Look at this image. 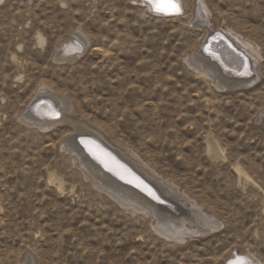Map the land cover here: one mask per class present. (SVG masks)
Listing matches in <instances>:
<instances>
[{
    "label": "rangeland",
    "instance_id": "rangeland-1",
    "mask_svg": "<svg viewBox=\"0 0 264 264\" xmlns=\"http://www.w3.org/2000/svg\"><path fill=\"white\" fill-rule=\"evenodd\" d=\"M177 2L0 0V264H264V0ZM215 31L258 46L253 83L222 89L190 65ZM42 90L59 110L47 129L24 119ZM74 124L174 186L187 229L194 208L217 227L163 237L84 177Z\"/></svg>",
    "mask_w": 264,
    "mask_h": 264
},
{
    "label": "bare ground",
    "instance_id": "bare-ground-1",
    "mask_svg": "<svg viewBox=\"0 0 264 264\" xmlns=\"http://www.w3.org/2000/svg\"><path fill=\"white\" fill-rule=\"evenodd\" d=\"M157 2L158 0H150L149 2L152 13H159L154 11L152 6ZM160 2H165V0H160ZM177 14H179V12L167 14V16H177ZM216 33H219L220 35L223 34L227 37L225 34L226 32L221 31H215L208 36L206 35L207 38L205 37L206 40L202 43L200 47L201 50L189 58L190 65L193 66L201 75L222 89L228 86H237L239 84L248 85L253 83L255 79H252V77L255 78L256 72L253 69L255 68L253 67L255 61L252 57L254 56L256 61H259L257 58V54L259 52L258 46L254 44L251 45L247 43L246 40L242 41L243 46H240L239 44L241 42H239L237 38H235L236 42L233 40L234 38H230L234 41V46L239 49L237 50L239 52L229 50L227 48L213 50L211 49L212 44H215L212 43L211 38L209 37L216 35ZM207 44L208 46L204 50L203 46ZM62 46L64 47L61 51L66 53L70 51V55L79 52L81 49V45L74 42H71V44H64ZM222 46L224 45L222 44ZM243 53H248L251 58H249L248 54L247 57L244 55L242 57ZM44 91L45 90H42V95H40H46L43 99L50 100H47L42 109L39 110L42 117L44 116L45 119L39 118L38 123H40V127L47 129L46 127L49 126H47L46 121H54L53 114L57 111V109L55 106L51 105V100H54V98L49 97L48 94H46L47 92L45 93ZM28 118L34 120L31 116ZM62 119H64L63 116ZM74 125V127H79L82 131L80 134L77 133L79 137L75 135L77 138V144H72V149L69 150L72 151L74 160L77 162L81 171L85 175L84 177H86V179H91L97 189L104 190L120 204L130 207L134 211L153 215L156 218L154 229L163 237L184 241L187 236L199 234L201 231L209 232L212 231L213 228L217 227V222L215 220L209 218L203 213H200L201 210L199 211L193 206L192 208H194L193 210L196 212V215L198 212L197 221L203 225L197 224L195 225L196 228L187 229L185 227V224L188 221L186 215L182 216L183 213H177L176 210L174 211L175 207L171 203L173 199H182L174 186L169 185L166 182H159V180L153 177L150 172H147L142 168L140 162L133 160L129 153L111 146L96 131V133L90 131L91 129L88 130L86 128L87 126H83L82 124ZM107 167L114 171L113 174L105 170ZM158 208L162 212H156V209ZM165 208L167 211L173 212L172 217H169V214L165 215V212H167L163 211ZM178 208L182 209L179 205ZM176 213L180 215L177 217ZM233 257V259L228 261V264H255V261L248 256ZM22 264H28V262L26 261Z\"/></svg>",
    "mask_w": 264,
    "mask_h": 264
},
{
    "label": "water",
    "instance_id": "water-1",
    "mask_svg": "<svg viewBox=\"0 0 264 264\" xmlns=\"http://www.w3.org/2000/svg\"><path fill=\"white\" fill-rule=\"evenodd\" d=\"M148 2H150V0H148ZM212 49L213 50H216V47H215V45H213L212 44ZM219 61V60H218ZM221 63V62H220ZM222 64V63H221ZM42 95V93L40 92L37 96H36V98L34 99V100H32V102L30 103V106H29V108H28V111L25 113V120L27 121V122H29V116H31V118L32 119H34L33 120V122L35 121L36 123H38L39 121H38V119L39 118H43V119H45L44 118V116L42 117V114H41V112L39 111V106L41 105V102H40V100L42 99V98H44V96H41ZM35 117H34V116ZM38 124H40V123H38ZM105 170L106 171H108V172H110L111 174H113V172L114 171H112V169H109L108 167L107 168H105Z\"/></svg>",
    "mask_w": 264,
    "mask_h": 264
},
{
    "label": "snow or ice",
    "instance_id": "snow-or-ice-1",
    "mask_svg": "<svg viewBox=\"0 0 264 264\" xmlns=\"http://www.w3.org/2000/svg\"><path fill=\"white\" fill-rule=\"evenodd\" d=\"M152 6L154 11L165 15L177 13L180 10L177 0H165V2H160V0H158V2Z\"/></svg>",
    "mask_w": 264,
    "mask_h": 264
}]
</instances>
